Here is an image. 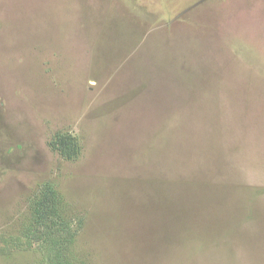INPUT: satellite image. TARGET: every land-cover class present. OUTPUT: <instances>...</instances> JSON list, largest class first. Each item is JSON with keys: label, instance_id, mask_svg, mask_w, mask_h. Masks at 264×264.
Instances as JSON below:
<instances>
[{"label": "rangeland", "instance_id": "1", "mask_svg": "<svg viewBox=\"0 0 264 264\" xmlns=\"http://www.w3.org/2000/svg\"><path fill=\"white\" fill-rule=\"evenodd\" d=\"M0 264H264V0H0Z\"/></svg>", "mask_w": 264, "mask_h": 264}, {"label": "trees", "instance_id": "2", "mask_svg": "<svg viewBox=\"0 0 264 264\" xmlns=\"http://www.w3.org/2000/svg\"><path fill=\"white\" fill-rule=\"evenodd\" d=\"M69 141H70V140H69ZM61 150L63 151V149H61ZM73 156H74V154H73ZM73 156H72V157H73ZM48 204H49V203H48Z\"/></svg>", "mask_w": 264, "mask_h": 264}]
</instances>
